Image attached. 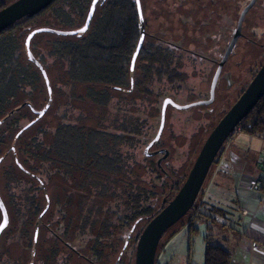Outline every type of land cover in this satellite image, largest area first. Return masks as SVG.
<instances>
[{"label":"trees","instance_id":"16d2710c","mask_svg":"<svg viewBox=\"0 0 264 264\" xmlns=\"http://www.w3.org/2000/svg\"><path fill=\"white\" fill-rule=\"evenodd\" d=\"M91 1L55 0L37 15L20 20L0 34V120L4 118L0 127L11 118L9 113L14 108L6 113L7 110L18 104L19 97L26 89L32 93L39 79L37 67L23 57V36L36 27L39 17L47 14L54 17L73 15L80 28ZM11 2L0 0V9ZM139 34L135 0H99L89 28L77 36L78 42H44L42 49L49 51V54L53 45L62 48L61 55H56L51 65L63 68L59 81L63 86L70 87V100L87 102L97 113L89 120L83 109H74L70 105L69 109L77 111L76 116L65 113L50 131L39 127L24 140V135L32 131V125L21 134L17 132L11 136L9 133L19 126L20 119L16 118L8 124L6 131L0 132V165L5 159H12V165L9 164L5 172H1L0 184H6L4 188L11 184L18 186L21 182L30 184L28 188L22 189L25 204L17 208L21 224V240L18 244L22 247L23 259L19 262L5 258L3 264H49L50 261L51 264H68L72 258L73 253H60L57 247L59 242L64 248L75 252L68 242L69 225L64 227L60 236H55V249L51 251L50 257L36 256L37 241L29 235L30 229H38L41 218L48 212L49 198L45 196L47 206L42 212L37 192L41 190L43 193L45 183L53 173L67 181L74 174L84 175L81 184H85L83 196L88 200L87 218L101 211V206L96 207L101 197H109L114 203V206L108 205L104 209L108 217L104 226L107 232L95 237L96 247L102 245V236L111 237L113 231L119 233L120 239L124 236L129 239L136 223L144 221L135 238L134 251L143 228L165 206L163 200H171L182 185L173 184L172 176L175 173H168L161 166L168 156L164 157V153H161L162 158L154 162L153 158L158 156H146L144 148L153 139L149 140L153 129L149 119L156 107L152 105L157 102L151 97L157 99L165 92L176 95L180 90V86L176 85L185 77L179 72L177 60L186 51L178 44L161 38L148 40L145 32L131 71L130 60ZM39 62L43 66L45 56ZM76 86H81L82 95L75 94L73 90ZM18 108L20 110L22 107ZM237 128L249 135L264 131V95ZM16 144L19 148H16ZM23 176L29 177L31 182L23 179ZM192 211L201 212L195 204L188 213ZM203 216L209 217L205 213ZM192 226L190 220L189 233L196 234L198 230ZM203 241V264H229V253L212 243L211 234H207ZM76 254L79 260L88 264H100L102 256L95 250H92L90 258ZM120 259L118 256L114 264H124Z\"/></svg>","mask_w":264,"mask_h":264},{"label":"rangeland","instance_id":"374dc122","mask_svg":"<svg viewBox=\"0 0 264 264\" xmlns=\"http://www.w3.org/2000/svg\"><path fill=\"white\" fill-rule=\"evenodd\" d=\"M10 1L14 0H3L4 3ZM139 1L148 40L161 38L178 44L186 52L188 51L187 53L184 51L185 54L177 60L179 72L184 75L185 79L176 85L180 86V90L177 91L176 95L175 93L165 92L157 99H155V96L151 97L157 102L152 105L156 107L153 110L152 117L149 119V123L153 125L149 137V140H151L155 137L158 130L161 105L165 98H171L180 106L207 98L209 84L216 66L215 63L207 61L205 58L212 57L213 53L217 54V58L214 60L222 57L232 38L238 16L250 0ZM37 20L34 29L49 28L56 31L70 32L79 28L73 15H58L54 17L47 14ZM243 22L241 28L242 36L239 37L232 54L223 67L213 104L210 106H196L185 110H176L170 106L166 109L164 128L160 140L151 151L163 149L168 152V157L161 162V166L166 172L175 173L172 176L173 184L175 185L183 183L208 134L240 96L264 62V0H256ZM43 34L46 35L37 34L34 36L30 42V51L38 62L45 56L43 66L51 88L52 102L45 115L33 125L32 131L24 135V140L31 137L34 132L39 130V127H42L46 132L50 131L62 120L65 113L75 117L77 111L69 109L70 105L74 109L77 107L83 109L89 120H92V116L97 113L87 102L70 100L68 96L71 92L70 87L63 86L60 83L59 79L63 73V68L54 64L51 65V63L56 55H61L62 48H58L57 44L53 45L50 54L49 51L42 49L46 40L74 44L78 42V35L58 36L50 33ZM26 36L24 35L22 38V46ZM23 57L27 58L26 51L23 53ZM37 74L39 79L32 93L26 89L19 97L18 104H14L6 113L26 101L30 102L36 109L41 110L44 107L48 99L47 90L38 68ZM136 76L138 75L136 74ZM228 76L231 82L230 85L226 81ZM73 91L79 96L83 92L81 86H76ZM66 109L69 111L65 112ZM16 118L20 119L18 128H15L10 133L7 131L6 135L9 133L14 136L34 116L28 108H21L0 127V132L6 131L8 124ZM243 136L248 138L239 129L223 144L194 203L196 208L198 206L201 208L202 213L193 211L187 213L182 217L181 222L176 223L166 232L159 243L155 264L202 263L203 238L211 231H216L218 227L214 222H207V225L213 230H206L203 222L204 218L210 219L211 217L203 216V213L209 207V202L201 194L205 193L207 184L212 182L213 166L226 148L231 149L242 146V148L247 149L248 142L242 139ZM16 148H19L18 144H16ZM159 157L153 158V161L156 162ZM9 164L12 165L11 157L5 159L0 165V182L2 173L5 172ZM23 179L31 182L29 177L24 178L23 176ZM82 180H84V175L79 173L74 174L69 181L53 173L45 183L43 193L41 190L37 192L41 211L43 212L47 206L46 195L49 198V208L48 212L41 218L38 229H30L29 231L30 237L35 236L37 241L36 256L39 258L50 257L51 251L55 249V236H60L64 227L69 225L68 242L75 252L64 248L61 243H57L60 253H73V256L70 254L72 258L68 264H88L79 260L76 253L90 258L92 250L101 253L100 264H114L118 256L124 264H133L135 238L145 222L140 220L136 223L129 239H125L126 236L120 239L118 237L119 233L116 234L113 231L114 234L111 237L102 236V245L96 247L94 245L95 237L107 232L104 226L108 217L104 214V209L108 205L114 206V203L109 197H101L99 200L100 205L96 204V207H102L101 211L96 216L90 215L87 218L88 200L84 199L85 197L83 196L85 184H81ZM5 185L0 184V197L7 211L8 225L0 236V264H3L5 258L10 261L19 260V262L23 259L24 253L21 245L18 244L21 240V224L17 208L25 204L23 199L24 191L22 189L28 188L30 184L21 182L18 186L11 184L4 188ZM174 192L172 193L173 195ZM201 201H204L203 205ZM224 204L225 202L221 204L223 206H210V208L215 207L217 209L212 215L215 221H220L223 218L219 215L220 212H229L230 208L227 210L228 206ZM62 217H64V220H62ZM190 220L193 224L192 227L198 230L196 234L189 233L188 223ZM212 243H215V241ZM49 264H51V261Z\"/></svg>","mask_w":264,"mask_h":264},{"label":"water","instance_id":"95a60500","mask_svg":"<svg viewBox=\"0 0 264 264\" xmlns=\"http://www.w3.org/2000/svg\"><path fill=\"white\" fill-rule=\"evenodd\" d=\"M55 0H14L9 3L4 8L0 9V34L6 29L12 27L15 23L19 22L24 18H31L41 11L45 10L50 6ZM99 0H92L90 7L88 9L86 18L83 25L75 31L62 32L56 31L49 28H37L32 30L25 38L24 47L28 60L33 63L39 70L47 90V103L46 106L39 110L34 111L35 114L41 118L49 104L51 103V88L49 86V81L45 69L43 66L34 58L30 51V41L36 34L50 33L58 36H73L84 34L90 25L92 17L95 12L96 4ZM255 0H250V2L242 9L239 14L236 28L233 32V36L228 43L214 74L211 79L209 86V99L206 101L192 102L187 105H177L171 98H165L161 105L160 110V121L158 130L155 137L146 145L144 148V153L146 156H152L157 154V152L149 153L150 148L158 142L161 137L164 122L165 113L168 106L176 110H185L188 108L196 106H209L213 102L214 92L217 84V80L225 65L228 57L232 53L236 42L239 37H241V28L243 19L248 12V10L253 6ZM136 10L140 25L139 39L135 48V51L130 60V70L133 71L134 65L143 44L145 37V27L144 19L142 15V10L140 6V1L135 0ZM264 95V62L256 71L246 88L236 99V101L231 105V107L225 112V114L220 118L217 124L213 127L211 132L208 134L203 144L201 145L192 165L185 177L179 190L176 192L174 197L166 201L163 200L165 206L146 224L140 233L134 251V261L133 264H154L156 251L160 240L168 229L174 226L179 220L184 217L188 211L193 208L195 200L202 188V185L208 175V172L213 165L216 156L221 150L223 144L229 137L234 134L235 129L238 127L239 123L244 119L248 113L254 108L257 102ZM24 104H22L23 106ZM32 109V107L28 104ZM14 110H11L9 114H13ZM4 119L0 120V125ZM33 123H29L23 129L29 128ZM21 132V131H20ZM164 157H167L168 152L163 150ZM159 163V161H158ZM0 236L2 232L6 229L8 225V215L4 203L0 197ZM35 238V236H34Z\"/></svg>","mask_w":264,"mask_h":264},{"label":"crops","instance_id":"0c3cea01","mask_svg":"<svg viewBox=\"0 0 264 264\" xmlns=\"http://www.w3.org/2000/svg\"><path fill=\"white\" fill-rule=\"evenodd\" d=\"M245 135L248 138L243 136L242 139L248 142L247 149L242 146L226 148L213 166L212 182L201 194L209 202L205 215L211 218H204L203 222L206 230L210 231L213 229L207 222L217 225L218 229L208 234H211L214 244L229 253V264H264V191L251 192L245 184L261 172L260 151L264 148V132ZM201 202L203 205L204 201ZM224 202L230 210L228 213L220 212L223 218L215 221L212 215L217 209L210 206H223Z\"/></svg>","mask_w":264,"mask_h":264},{"label":"flooded vegetation","instance_id":"af4514ba","mask_svg":"<svg viewBox=\"0 0 264 264\" xmlns=\"http://www.w3.org/2000/svg\"><path fill=\"white\" fill-rule=\"evenodd\" d=\"M255 2H256V0H255ZM254 4H255V3H254ZM254 4H253V5H254ZM252 7H253V6H252ZM252 7H251V8H252ZM251 8H250V9H251ZM250 9H249V10H250ZM249 10H248V12H249ZM248 12H247V13H248ZM247 13H246V14H247ZM245 16H246V15H245ZM238 17H239V16H238ZM244 18H245V17H244ZM237 20H238V19H237ZM243 21H244V19H243ZM243 23H244V22H242V25H243ZM236 24H237V22H236ZM235 28H236V27H235ZM234 30H235V29H234ZM233 32H234V31H233ZM41 34H42V33H41ZM241 34H242V33H241ZM36 35H37V34H36ZM232 36H233V35H232ZM241 36H242V35H241ZM233 50H234V49H233ZM187 52H188V51H187ZM232 52H233V51H232ZM231 54H232V53H231ZM231 54H230V55H231ZM216 56H217V54H216V53H213L212 57H209V58L206 57L205 59H207V61H210V62H212V63H215V66L217 67V64H218V62L220 61L221 58H219L218 60H214V59L217 58ZM228 58H229V57H228ZM227 60H228V59H227ZM216 67H215V69H216ZM223 67H224V66H223ZM222 70H223V68H222ZM214 71H215V70H214ZM213 74H214V72H213ZM221 74H222V71H221V73H220V75H219V78H218V80H217V84H216V88H215V92H214V99H213V102H214V100H215V95H216V91H217V89H218V83H219V80H220ZM212 76H213V75H212ZM211 79H212V78H211ZM226 81L228 82V85L231 84V82H230V80H229V76L226 77ZM210 83H211V81H210ZM209 86H210V84H209ZM242 92H243V91H242ZM242 92H241V93H242ZM208 99H209V90H208V96H207V98H205V99H203V100H200V101H206V100H208ZM196 102H197V101H196ZM213 102L211 103V105L213 104ZM191 103H192V102H191ZM22 104H24V105L22 106ZM28 104L32 107L33 110H31V108L28 106ZM20 105H21V106H19V107H22V108L26 107V108H28V110H29V111L31 112V114L34 116V118L31 119L26 125H28L29 123H33L32 125H34L36 122L39 121V119H40L39 116H38L37 114L34 113V111H39V109H36L35 107H33L32 104H31L30 102H28V101L23 102V103H21ZM209 106H210V105H209ZM42 109H43V108H42ZM18 110H19L18 107L14 108V111L17 112ZM14 113H15V112H14ZM14 113H13V114H14ZM13 114H11L10 116H12ZM3 119H4V118H3ZM1 120H2V119H1ZM26 125H25V126H26ZM32 125H31V126H32ZM25 126H24V127H25ZM24 127H23V128H24ZM23 128L20 129V130L18 131V134H21V133L23 132V130H24ZM20 131H21V132H20ZM18 134H17V135H18ZM155 145H156V143L150 148L149 153L157 152L156 155H157L158 157L160 156L158 159H161V158H162V154H161V153H162L163 149L155 150V151H151V149H152Z\"/></svg>","mask_w":264,"mask_h":264},{"label":"built area","instance_id":"2783aa9c","mask_svg":"<svg viewBox=\"0 0 264 264\" xmlns=\"http://www.w3.org/2000/svg\"><path fill=\"white\" fill-rule=\"evenodd\" d=\"M239 129L236 128L235 132ZM234 132V133H235ZM260 166L261 172L256 178H252L246 181V188L255 193H260L264 191V148L260 151ZM242 214H246L245 211H242Z\"/></svg>","mask_w":264,"mask_h":264}]
</instances>
